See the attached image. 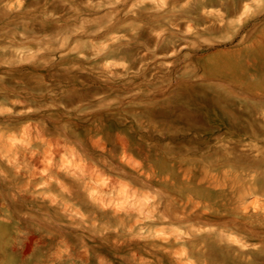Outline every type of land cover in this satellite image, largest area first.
Masks as SVG:
<instances>
[{
    "label": "rangeland",
    "instance_id": "obj_1",
    "mask_svg": "<svg viewBox=\"0 0 264 264\" xmlns=\"http://www.w3.org/2000/svg\"><path fill=\"white\" fill-rule=\"evenodd\" d=\"M0 264H264V0H0Z\"/></svg>",
    "mask_w": 264,
    "mask_h": 264
},
{
    "label": "bare ground",
    "instance_id": "obj_2",
    "mask_svg": "<svg viewBox=\"0 0 264 264\" xmlns=\"http://www.w3.org/2000/svg\"><path fill=\"white\" fill-rule=\"evenodd\" d=\"M247 6V5H246ZM241 7V6H240ZM243 7V6H242ZM247 8H249L248 6H247ZM250 9V8H249ZM253 182H254V180H253ZM255 183V182H254ZM251 187H255V189L256 188H258V186H257V184H255V185H252ZM251 187H250V189H251ZM131 211H127L126 213H125V216H130V213ZM187 243V242H186Z\"/></svg>",
    "mask_w": 264,
    "mask_h": 264
}]
</instances>
